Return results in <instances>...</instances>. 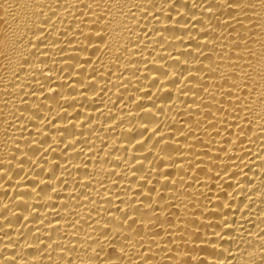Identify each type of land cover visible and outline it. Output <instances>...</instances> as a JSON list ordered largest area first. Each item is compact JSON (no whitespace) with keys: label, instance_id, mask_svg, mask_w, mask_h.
I'll return each mask as SVG.
<instances>
[{"label":"bare ground","instance_id":"6f19581e","mask_svg":"<svg viewBox=\"0 0 264 264\" xmlns=\"http://www.w3.org/2000/svg\"><path fill=\"white\" fill-rule=\"evenodd\" d=\"M0 264H264V0H0Z\"/></svg>","mask_w":264,"mask_h":264}]
</instances>
